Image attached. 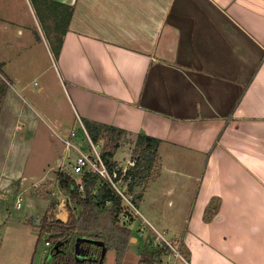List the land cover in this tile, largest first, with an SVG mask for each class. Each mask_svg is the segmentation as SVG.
<instances>
[{
  "label": "crops",
  "instance_id": "0c3cea01",
  "mask_svg": "<svg viewBox=\"0 0 264 264\" xmlns=\"http://www.w3.org/2000/svg\"><path fill=\"white\" fill-rule=\"evenodd\" d=\"M33 1L34 11L48 14L52 42L51 11L66 28L53 71L71 115L62 114L47 87L28 89L25 80L36 77L39 67L30 63L29 72L23 64L15 71L11 55L0 48V149L9 144L11 162L27 159L39 131L24 104L8 99L15 80L46 106L53 127L63 131L76 121L84 139L98 147L119 133L117 146L106 150L121 175L134 164L138 135L159 141L157 164L136 189L130 227L140 235L150 226L161 234L174 228L173 245L188 259L163 257L164 264H264V0ZM22 2L34 20L31 3ZM0 23L8 31L2 17ZM11 25L21 41L35 42L49 56L44 33L29 31L23 39L20 25ZM5 37L0 34V43L13 42ZM29 55L25 60L33 62ZM83 122L115 131L102 132L94 143ZM64 142L65 148L84 150L71 139ZM120 148L123 160L116 156ZM117 181L124 189L123 177ZM141 205L155 225L140 213ZM56 216L65 221L68 212L62 208Z\"/></svg>",
  "mask_w": 264,
  "mask_h": 264
},
{
  "label": "rangeland",
  "instance_id": "374dc122",
  "mask_svg": "<svg viewBox=\"0 0 264 264\" xmlns=\"http://www.w3.org/2000/svg\"><path fill=\"white\" fill-rule=\"evenodd\" d=\"M28 1L31 3L34 11V1ZM0 5V17L9 26L8 31L4 32L2 24L0 23V34L5 35V38H8V40L13 39V42H1L0 48L2 49L3 47V51L8 57L11 55L12 62L10 64L15 71H19V66L23 64L29 72L33 70L30 68V63H33L35 67H39V74L36 77L25 80L29 84L27 86L28 89L36 91L41 87H47L52 100L60 105L62 114L69 118L71 115L70 108L63 101V91L55 79L53 70L55 68L57 69L56 61L52 56L48 43L46 42L49 56L45 50L43 52L41 47H36L35 42L21 41V38H19L20 35H15L16 28L11 25V20L20 25L24 34L23 39L26 38L29 31H35V33L41 31L45 36H49L48 25L46 24L48 14L42 15L35 10L33 13L34 20H32L22 0H0ZM52 12H50L51 16L54 15V12ZM13 14L14 18H9V15ZM30 52L33 56V62L25 60L30 58ZM21 58L22 61L25 60L23 63L19 62ZM8 90L10 93L8 99L18 106L24 104V107L28 110V115L31 114L32 118L37 121L39 131L28 147L30 150L28 153L26 152L27 159H23L22 162L20 159L16 160L14 164L11 162L12 151L7 149L9 145L7 142H4L2 144L4 148L1 147L0 149V264H43L50 249L45 244L48 233L46 231L39 232L36 230L32 222L27 219L28 215L31 212L40 216L46 213V219L53 220V218H58L56 215L62 208L66 209L67 212L69 207L74 208V204L70 200L68 193L59 186L57 180L58 171L69 172L72 159L76 157L77 153L70 147L65 148L64 141L71 139L76 142L75 144L77 146H80L84 150H89L90 147L88 141L84 139L81 133L83 128L81 129L76 121L73 125L69 124L66 130H59L53 127L52 121L47 118L46 106L36 104L32 98L20 89L15 80L13 87L8 88ZM39 100L41 101L40 98ZM77 132L79 136L76 135ZM41 136L44 137V140L45 138L49 140L45 145L39 140ZM82 138L83 140L81 141ZM115 142L106 143V141H101L102 146L97 147V149L102 153L103 150L114 147ZM47 144L48 146L50 145V151L46 150ZM66 152H69L67 159L63 158ZM125 153L120 148L116 156L119 160H123V157L126 155ZM56 157H58V160H56ZM59 160L62 162L57 167L58 169L55 171L54 169L49 170V175L37 184L43 177L42 173H45L49 167L54 168L55 161ZM19 181L21 182L20 188L15 189ZM18 197L21 198V207L19 208L16 207V198ZM29 200L32 201L31 207L28 205ZM59 204L62 207L58 208L57 205ZM138 209L149 222L155 225L148 209L144 205H141ZM138 218L142 222L141 225H144L143 218L140 216ZM139 220L137 219V224H140ZM173 229L171 228L168 232L159 229L162 232V236L172 244ZM133 234L138 239L132 240L130 249L126 253L127 255L123 259L122 264H136L140 254L147 251L151 244L162 242V237L151 227L144 230V234H137L135 230H133ZM173 246L175 250L172 249L164 254L163 257L165 260L168 258V261H170L175 256L177 257L176 251L179 252V248L176 244ZM105 255V259L109 262L108 264H115V251L113 248L108 249ZM179 255L186 260L188 259L181 252H179Z\"/></svg>",
  "mask_w": 264,
  "mask_h": 264
},
{
  "label": "trees",
  "instance_id": "16d2710c",
  "mask_svg": "<svg viewBox=\"0 0 264 264\" xmlns=\"http://www.w3.org/2000/svg\"><path fill=\"white\" fill-rule=\"evenodd\" d=\"M70 13V9L66 10V20ZM62 22L60 16L57 18L55 12L53 17L51 16L50 26V29L55 32L53 33L55 42H52L49 36H46L55 61L62 42L60 36H63L66 31ZM3 97L4 91L0 89V104ZM83 123L94 143L99 140L102 132L114 134L115 131L114 128L91 126L89 123ZM116 135L118 136L119 133ZM117 136L115 137L117 138ZM158 143L159 141L156 138L145 134L138 135L133 149L134 164L130 165L123 175V182L126 183L123 194L135 208L138 207L140 196L136 189L150 176V171L157 164ZM116 146L117 144L114 145V147ZM112 155L111 150H103L101 153L108 169L111 172H116L115 179L117 180L121 172L114 170L115 164ZM57 180L59 186L68 193L74 208H68V216L65 221L58 218L46 219V213L41 216V223L35 229L39 232L46 231L48 233L45 243H48L47 246L50 247L43 264H99L100 260L103 263L105 255H102V247L88 242H81L80 246L86 250L89 260L76 262L74 242L77 237L103 241L105 253L108 249L113 248L116 253V264H122L125 253L130 248L131 237H133L130 224L135 216L130 206L106 179L95 172L84 170L81 174L73 176L70 173L60 171L57 173ZM79 184H81V188ZM122 212H127L129 218L123 220L121 218ZM57 243H59V247L53 249V245ZM170 250L171 248L165 243L151 244L147 251L140 254L137 264L162 262L164 254ZM180 252L184 255L182 250Z\"/></svg>",
  "mask_w": 264,
  "mask_h": 264
},
{
  "label": "built area",
  "instance_id": "2783aa9c",
  "mask_svg": "<svg viewBox=\"0 0 264 264\" xmlns=\"http://www.w3.org/2000/svg\"><path fill=\"white\" fill-rule=\"evenodd\" d=\"M0 77L4 79V77L2 76L1 72H0ZM68 145H70L69 142H66ZM89 150H81L77 148V155L75 157V160L73 162V164L71 165V170H70V174L73 176L79 175L81 174L84 170L87 171H92L97 173L99 176H101L102 178L106 179L113 188H115V190L123 197L124 201L130 206V208L133 210V213H137L136 208L132 205V203L129 201V199L123 194V188L122 186H120L118 184V179L116 180V173L115 172H111L108 167L106 166L100 151L97 149V145L93 144L90 140H89ZM124 174V172H122ZM123 174H120V177H123ZM79 187L81 188V184H79ZM20 197L17 198L16 200V207L19 208L21 207V202H20ZM121 218L123 220H126L129 218V214L127 212H122L121 213ZM148 226H150L147 223ZM152 228V226H150ZM154 229V228H152ZM142 231V228L140 229ZM154 231L156 233H158L161 237H162V242H159L158 244L161 243H165L167 244L171 250L174 249V246L171 242H169L168 240H166L161 233L157 232L155 229ZM46 245H48V243H45ZM175 250V249H174ZM176 255L183 259L180 255L179 252L176 251ZM152 264H164L163 262H153Z\"/></svg>",
  "mask_w": 264,
  "mask_h": 264
},
{
  "label": "water",
  "instance_id": "95a60500",
  "mask_svg": "<svg viewBox=\"0 0 264 264\" xmlns=\"http://www.w3.org/2000/svg\"><path fill=\"white\" fill-rule=\"evenodd\" d=\"M28 205L31 207L32 206V201L29 200ZM28 220H30L35 228H37L40 223H41V216L31 212L28 215ZM81 242H88L91 244H95L97 246L102 247V255H105V246L103 241L101 240H94V239H89L85 237H77L75 242H74V258L76 262H83L85 260H89L87 256L86 250L80 246ZM59 247V243L53 245V249H57ZM99 264H102V260H100Z\"/></svg>",
  "mask_w": 264,
  "mask_h": 264
}]
</instances>
